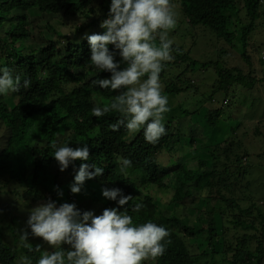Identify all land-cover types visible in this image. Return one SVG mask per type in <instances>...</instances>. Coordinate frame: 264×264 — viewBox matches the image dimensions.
<instances>
[{
    "label": "trees",
    "instance_id": "trees-1",
    "mask_svg": "<svg viewBox=\"0 0 264 264\" xmlns=\"http://www.w3.org/2000/svg\"><path fill=\"white\" fill-rule=\"evenodd\" d=\"M172 2L178 6L189 28L213 34L226 48L239 52L248 67L246 73L245 70L224 67L220 59L227 55L226 48L218 50L219 60L200 63L189 59L190 51L184 53L173 45L175 59L168 62L160 74L164 92L173 96L185 94L191 90V81L194 77L199 78L201 70L215 74L216 89L209 96L214 103H210L211 108L205 120L207 126L215 128L224 111L236 105V95L240 90L250 91L257 83H264V71L256 75L247 52L252 32L263 26L258 21L264 18V0H241L240 9H237L236 0ZM33 9L47 16L80 17L85 23L79 25L71 35L61 32L66 22H49L47 25L51 36L39 29L37 39L41 41L37 43L28 33L30 23L26 17L13 15V12ZM108 10V3L95 4L93 0H0V27L2 23L10 22L11 29L15 30L13 33L0 32V64L8 66L15 75L20 76V89L12 92L14 106L8 108L4 101H0V194L10 183H20L27 187L26 192H32L33 197L39 198V190L43 186L49 194L53 192L52 201L57 205L62 204L56 195L68 187L61 189V180L74 181L81 163H85L76 160L65 171L61 172L58 168L55 174H49L51 166L57 163L51 155L54 151L51 143L56 142L59 130L63 132L70 129L74 135L75 148L83 144L89 147V160L86 163H95L104 169L102 175L85 181L80 194L88 199L82 202L81 213L92 211L94 215H100L106 208L117 207L115 201L102 196V190L119 188L124 195L133 197L129 205L124 207L128 208V214L135 223L151 220L165 226L170 232L167 239L171 242L166 244L165 254L155 264H216L219 255L216 242L219 240L223 244L221 253L232 254L224 259L227 264H264V226L260 231V239L246 234L225 238V233H218L214 218L235 211L248 214L256 208L252 202L247 209H241L239 203L243 198L230 197L235 183L234 180L227 182V179L236 176L230 174V165H239L243 158L237 155L235 143L226 140L220 146H213L209 158H199L194 167L181 159L175 165L166 167L159 163L158 156L172 153L181 141V131L177 128L173 130L168 120L165 121L166 134L157 144L151 145L145 142L143 130L131 135L121 125L118 131L113 132L110 126L117 122L118 114L109 113L99 119L91 115L92 107L108 103L120 92L95 88L92 81L110 78V73H97L88 65L90 48L86 37L103 32L100 24L107 18ZM241 10L245 18L240 16ZM16 20L18 24L14 23ZM18 28L23 29L17 32ZM258 51L255 49L253 54L259 55ZM258 63L264 67V57H260ZM124 66L121 64V68ZM25 81L28 82L27 86L24 85ZM182 115L187 117L190 114L182 111ZM176 126L179 128L178 122ZM190 143L195 145L193 138ZM18 149L25 150L27 154L24 165L20 169H9L5 163ZM122 157L132 161V167L125 173L120 172ZM208 161L211 162L210 166L207 165ZM235 178L237 180L239 176ZM152 187L157 191L168 192L171 205L179 207H183L186 199L194 193L198 194V201L206 203L204 211L209 216L207 223L195 228L189 221L183 222L173 211L165 215V210L157 204L151 193ZM224 189L227 195L220 191ZM14 190L18 191L15 186ZM138 201H142L144 207L136 213L131 206ZM119 210L123 211V208ZM257 218L260 223L264 222L260 210ZM238 224H242L239 219L236 222ZM2 231L0 264H20V257L23 254L28 256L29 249L22 245L14 230L11 240L15 247L18 244L20 246L13 248L3 239ZM32 237L29 231L27 241L31 242L35 238ZM198 237L205 246L201 245L196 252L190 251V247L195 248L191 244L192 240ZM254 240L256 245L253 248L251 244ZM37 245L33 244L32 247ZM62 247L67 250L64 245ZM30 258L35 264L39 256ZM148 264L153 262L149 261Z\"/></svg>",
    "mask_w": 264,
    "mask_h": 264
},
{
    "label": "clouds",
    "instance_id": "clouds-1",
    "mask_svg": "<svg viewBox=\"0 0 264 264\" xmlns=\"http://www.w3.org/2000/svg\"><path fill=\"white\" fill-rule=\"evenodd\" d=\"M177 18L172 0H110L107 18L100 24L103 32L86 37L90 48L89 67L97 73H110V78L93 80V86L120 90L108 103L91 109V115L97 119L109 113L118 114L119 119L110 126L113 132L121 125L131 135L143 130L145 142L151 145L166 134V114L171 112V107L160 74L175 59L170 32L176 28ZM110 45L118 51L119 62L109 50ZM121 64L125 66L121 68ZM19 89L20 76L0 64V97ZM68 145L57 146L53 141L51 155L61 172L73 161L85 162L81 163L70 186V192L78 194L85 181L102 175L104 169L95 163H86L89 160L87 144L76 148ZM120 164L121 173L132 167L129 158H120ZM58 195L62 196V192L58 191ZM102 196L115 201L117 207L94 215L92 211L81 213L75 204L57 206L49 199L29 211L26 223L30 234L41 238L52 249L41 252L39 245L33 248L27 243L29 232H21L22 245L29 251L41 252L35 264H144L146 261L155 264L165 254L166 244L171 242L165 226L151 220L135 223L124 207L133 197L124 195L119 188L103 189ZM131 207L139 213L144 205L138 201ZM62 245H67V250ZM20 264H33V260L22 255Z\"/></svg>",
    "mask_w": 264,
    "mask_h": 264
},
{
    "label": "rangeland",
    "instance_id": "rangeland-1",
    "mask_svg": "<svg viewBox=\"0 0 264 264\" xmlns=\"http://www.w3.org/2000/svg\"><path fill=\"white\" fill-rule=\"evenodd\" d=\"M93 1L95 4L106 2L110 5V0ZM174 5L178 14L177 26L170 32V38L174 40V46L181 48L184 53L190 51L188 56L190 60H196L200 63L219 60L217 55L218 50L220 51V49L226 48L223 42L217 40L213 34L207 31H201L199 29L193 31L189 28L178 6L176 4ZM236 5L237 9H240L242 5L241 0H236ZM13 15L26 17V21L30 23L28 33L37 43L41 41L37 39L39 29L45 30L46 34L51 36L47 25L49 22H66V25L61 27V32L71 35L75 33L79 25L85 23L83 22L84 19L80 17L65 18L63 16H47L42 14L38 9L17 11L13 12ZM240 16L245 18L243 10H241ZM14 23L18 24L19 22L16 20ZM258 23H262L263 26L256 28L252 32L251 43L247 48L257 76L261 75L264 71V67L258 63V59L264 57V18L259 20ZM22 29L18 28L16 31L20 32ZM14 31L15 30L10 27V22L2 23L0 27L1 33H13ZM226 49H228V53L226 56L221 57V64L226 68L245 70L244 73H246L248 67L242 60L240 53L229 47ZM255 49L260 50L258 51V53L260 52L259 55L257 54L255 56L253 54ZM111 51L114 52L115 60L119 62L120 57L118 51L114 50L113 47ZM181 69L182 68H180V71ZM198 75V79L194 77L191 81V90L178 96L168 95L171 112L166 114V120L171 123V128L173 130L177 128L178 131H181V141L179 145L172 150V153H163L159 155L158 161L166 167H171L176 164L178 159H181L188 161L189 164L194 167L199 158H209V153L213 146H220L226 140H231L230 142L235 143L237 155L243 158L239 165H230V174L236 175L227 179V182L234 180L235 183L233 186L234 191L231 193L230 197L240 196L243 198L239 203L241 209H247L252 202L256 204V208L250 212L248 211V214L235 211L225 216L216 215L214 218L216 220L218 233L220 235L225 233V238L235 234H246L250 237L255 236L260 239V231L264 226V222L260 223L259 218H257L258 210L264 215V83H257L250 91L240 90L236 95V105L234 104L229 110H225L222 118L217 121L215 128H211L207 126L205 120L207 112L211 108V104L214 103L209 96H211L216 89L217 77L215 74L210 73L209 70L204 72L201 70ZM194 89H196V91ZM198 93L201 95H198ZM0 101H4L8 108H12L15 103V98L13 93H9L5 97H0ZM232 103L233 101H231V105ZM182 111H187L190 115L186 117L182 115ZM177 122L179 128L176 126ZM71 132L70 129L69 131L64 130L63 132L59 130L56 140L58 146L69 143V147L75 148V143H73L74 135L72 134L73 132ZM191 138L194 139L195 145H191ZM237 144L240 145L238 146ZM244 151L246 152L245 158L243 156L245 155ZM26 156L25 150L18 149L13 153L12 157L7 159L5 164L9 169H20L24 165ZM207 165L210 166L211 162L208 161ZM58 168V163L53 164L49 174H55ZM237 176H239V180H236L235 177ZM72 183L73 180L70 182L69 180H61V189L63 188L64 190L66 186L68 188L64 190L62 196L57 194L56 197L61 203L75 204L78 210L83 211V207H81L82 202L88 198L82 197L80 193L72 194L70 192ZM14 186L18 190L17 192L14 190ZM26 189L27 187L24 184L10 183L5 191L0 194V232L3 229V239L13 248H18V246H20V244L16 245V247L13 245L11 240L13 230L18 237H20L21 232H29L30 229H28L26 223L29 211L49 199L52 200L53 192L51 191L49 194L43 186H41L39 190L41 193L39 198L33 197V193L26 192ZM220 191L225 195L228 194L225 189ZM88 193L90 194V190H88ZM151 193L155 197L157 204L161 206L162 210H165V215L173 211L176 215L181 217L183 222L188 223L189 221L195 228H200L205 225L209 219V216L204 211L206 203L203 200L198 201L199 195L196 193L186 199L183 207L171 205L170 194L168 192L157 191L155 187H152ZM238 219L242 222L241 225H236ZM8 226H11L8 229L9 231L7 230ZM262 239L264 241L263 236ZM200 242L202 243V240L199 237L192 240L191 244H193L195 248L192 249L190 247V251H198L199 247L202 245ZM27 243L30 245L39 244L40 247L44 248L41 252L45 250L52 251V249L38 237H35L31 242L30 240L27 241ZM216 243L219 253L216 257V264H227L224 259L231 257L232 254L223 255L221 253L223 250L221 240ZM251 245L254 248L256 245L255 240L252 241ZM202 246H205V244ZM64 247L68 248L67 245H64ZM41 252L28 251V256H40ZM146 263L148 264L149 261L144 262V264ZM206 264L210 263L207 262Z\"/></svg>",
    "mask_w": 264,
    "mask_h": 264
}]
</instances>
